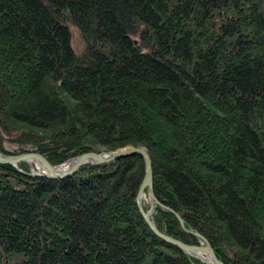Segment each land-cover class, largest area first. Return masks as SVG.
Instances as JSON below:
<instances>
[{
	"label": "trees",
	"instance_id": "obj_1",
	"mask_svg": "<svg viewBox=\"0 0 264 264\" xmlns=\"http://www.w3.org/2000/svg\"><path fill=\"white\" fill-rule=\"evenodd\" d=\"M128 147L158 231L200 246L179 215L224 264H264V0H0V154ZM143 176L136 155L0 165V264H203L148 227Z\"/></svg>",
	"mask_w": 264,
	"mask_h": 264
},
{
	"label": "water",
	"instance_id": "obj_2",
	"mask_svg": "<svg viewBox=\"0 0 264 264\" xmlns=\"http://www.w3.org/2000/svg\"><path fill=\"white\" fill-rule=\"evenodd\" d=\"M139 156L141 157L144 165V176L142 183L139 187L135 203L136 206L144 219V221L147 223L148 227L151 229V231L160 239H162L167 244L176 247L179 251L182 253L189 255L190 257L197 259L203 264H224L222 263L212 247L210 246L209 242L199 233L194 232L192 230H187L184 227V223L180 216L175 215L177 220L180 223V226L182 229L187 232L190 235H193L201 240L202 244L200 246L195 245H186L178 240H175L167 235L162 234L158 229L155 227L154 223L150 220V215L152 208L155 204H158V201L156 197L153 194V171H152V163L151 159L143 148H135V147H128L119 149L116 151H91L88 153L81 154L75 158H72L65 163L69 161H73V163L70 165V167L62 172H56L55 168L59 166H52L50 162L47 160V158L39 153L35 152H25L20 153L17 155H2L0 154V165H10L12 166L17 172L21 173L22 175H25L30 178H38V177H44L51 180H61L65 179L67 177H70L77 173L83 166L87 164H94V165H104V164H110L114 163L115 161L125 159L131 156ZM22 162H34L44 168L45 174L41 175L32 171L29 172H23L21 169L18 168V164ZM64 163V164H65ZM63 165V164H62ZM146 190V197L147 202L149 204V211L145 212L142 207V195L144 194V191ZM171 213H173L172 210H169ZM189 250H196L201 252L209 262L203 261L197 257L191 256L188 251Z\"/></svg>",
	"mask_w": 264,
	"mask_h": 264
},
{
	"label": "bare ground",
	"instance_id": "obj_3",
	"mask_svg": "<svg viewBox=\"0 0 264 264\" xmlns=\"http://www.w3.org/2000/svg\"><path fill=\"white\" fill-rule=\"evenodd\" d=\"M28 163H32L33 165V169H30L32 172H35V173H38V174H45V170L44 168H42L41 166H39L38 164L34 163V162H28ZM73 163V161H69L59 167H56L55 170L56 172H62V171H65L67 170L70 165ZM142 201H144L145 199V194L142 195L141 197ZM143 207V206H142ZM154 207V206H153ZM144 210V209H143ZM153 210V208H152ZM152 212V211H151ZM179 216V215H178ZM181 218V217H180ZM150 220H151V217H150ZM152 221V220H151ZM183 221V220H182ZM153 222V221H152ZM155 225V224H154ZM156 227V226H155ZM174 239V238H173ZM176 240V239H175ZM210 244V243H209ZM187 245V244H186ZM211 246V245H210ZM213 249V248H212ZM215 252V251H214ZM188 253L191 255V256H194V257H197L203 261H206V262H209L208 259L199 251H196V250H189ZM189 256V255H188ZM223 263V262H222Z\"/></svg>",
	"mask_w": 264,
	"mask_h": 264
},
{
	"label": "rangeland",
	"instance_id": "obj_4",
	"mask_svg": "<svg viewBox=\"0 0 264 264\" xmlns=\"http://www.w3.org/2000/svg\"><path fill=\"white\" fill-rule=\"evenodd\" d=\"M70 36H71V41H70V46L75 54H79L83 50V43L80 39L79 33L75 28H70L69 29ZM31 166V169H33L32 163H29ZM147 200V197H146Z\"/></svg>",
	"mask_w": 264,
	"mask_h": 264
}]
</instances>
